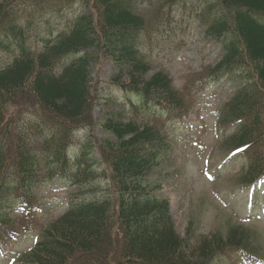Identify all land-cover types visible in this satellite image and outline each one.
I'll list each match as a JSON object with an SVG mask.
<instances>
[{"label":"trees","instance_id":"trees-1","mask_svg":"<svg viewBox=\"0 0 264 264\" xmlns=\"http://www.w3.org/2000/svg\"><path fill=\"white\" fill-rule=\"evenodd\" d=\"M144 1L154 7L161 3L0 0V209L11 206V192L28 197L35 181L68 163L66 133L78 124L92 123L94 104L108 103L105 95L99 99L93 92L101 84L102 63L116 68L111 82L120 87L122 101L129 103L137 96L129 104L126 121L122 109L105 114L98 124L114 137V141L98 142V151L111 168V192L73 205L43 227L41 238L24 256L26 264H213V256L231 247L255 251L250 229L237 223L228 224L224 234L215 231L200 237L188 228L181 238L167 200L152 193L159 185L150 182L148 174L162 160L158 152L164 136L137 106H162L178 113L187 98L173 88L166 74L146 77L151 65L140 51L139 40L158 14L143 11ZM161 1L172 6L182 0ZM34 8L37 15L26 18ZM196 11L206 38L221 44L220 57L205 69L207 76L219 79L223 74L240 80L222 107L221 121H242L224 146H246L249 160L240 181L250 184L264 174V0H204ZM46 12L49 16L67 12L72 18L62 31L52 34L51 29L37 28ZM28 32L41 37L34 46L27 43ZM124 76L126 81L120 82ZM22 94L33 97L42 113L38 125L50 138L28 143V134L21 130L11 146L4 111ZM114 218L120 245L111 262Z\"/></svg>","mask_w":264,"mask_h":264},{"label":"rangeland","instance_id":"rangeland-1","mask_svg":"<svg viewBox=\"0 0 264 264\" xmlns=\"http://www.w3.org/2000/svg\"><path fill=\"white\" fill-rule=\"evenodd\" d=\"M203 1L182 0L174 4L171 8H167L168 17L163 15L159 21H155V30L141 35L139 45L141 44L142 49L150 56L155 67L161 68L177 88L184 90L189 101L188 113L184 119L172 120L166 117L163 120L169 138L173 140L171 164H161L155 168L150 180L160 181L162 187L159 193L168 198L175 231L182 238L185 237L188 228L197 236L213 231L224 234L228 224L247 223L249 224L247 228L254 238L252 242L255 251L264 256V189L256 185L250 190L237 184L239 181L234 172L240 167L244 157L232 156L228 151L229 146H224L225 142L219 146L223 137L234 127L220 126L218 114L223 103L234 93L239 81L229 77L215 81L208 79L204 73V68L215 61L220 49L218 43L207 40L199 29L196 9ZM37 12L35 8L29 9L26 18L29 14L37 15ZM69 15L71 14L67 12L55 16L47 14L44 19L37 22V28L51 29L54 34L57 30L61 31L65 28V21L72 18ZM35 35L36 32L34 34L28 32V45L34 46L36 40L41 38ZM116 73V68H112L108 62L103 63L98 76L101 85L96 89L93 88V92L95 97L99 94V99L105 95L108 103H98L93 106L92 123L85 122L74 127L77 134L74 147L86 138L91 140V144H96L105 138L113 139L98 124L105 119V114L113 109L110 102V98H113L110 93L113 86L111 77ZM151 74L152 71H149L146 77ZM126 79L124 76L120 82H125ZM36 106L33 97L29 94L19 95L6 105L4 114L6 120L8 119V140L11 146L16 142L17 136L22 134L21 130L28 134L25 137L29 141L42 143L45 140L42 137L44 134H41L43 128H23L25 123L30 124L34 119L42 124L40 119L36 118L42 115ZM5 126L6 124L3 125L2 131L6 129ZM44 132L47 131L44 130L42 133ZM4 133L6 135L7 131ZM74 147L70 148V152L75 150ZM93 159L98 158L93 156ZM52 180L48 179L43 183L37 182L32 185L33 194L40 200V203L36 200L37 206H40L36 212L20 217L17 201L15 202L18 204L13 208L4 211L9 219L15 220L13 229L20 230L22 227H27L32 231L29 234L36 233L40 229L39 224L43 226L62 213L65 209L64 199L70 198L71 189L66 191L69 188L67 187L60 190L66 192H60L56 187L62 186L63 183L50 182ZM104 187L105 184L101 185L97 179L85 187L83 194L99 191L102 195ZM250 206H254L255 211L251 217H248L246 212ZM31 241L32 237L29 236L25 239L21 238L17 242L16 249L20 251V248L30 245ZM112 243L109 255L114 254L112 249L116 250L120 243L119 235L114 232H112ZM213 261L217 264L250 262L247 255L240 250H228ZM0 264L5 263L0 262ZM12 264H21V261Z\"/></svg>","mask_w":264,"mask_h":264}]
</instances>
